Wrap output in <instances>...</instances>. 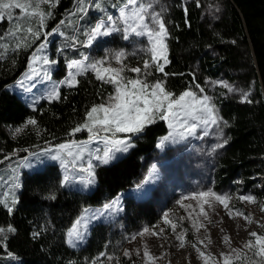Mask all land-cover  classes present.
<instances>
[{
    "label": "trees",
    "instance_id": "obj_1",
    "mask_svg": "<svg viewBox=\"0 0 264 264\" xmlns=\"http://www.w3.org/2000/svg\"><path fill=\"white\" fill-rule=\"evenodd\" d=\"M111 2L120 8L125 0H105V10L90 8L82 18L80 13L72 14L76 0H58L55 7L43 6L51 16L42 31L51 32L57 27L64 31V35L56 37L63 39L60 48L64 50L53 77L65 78L67 63L81 59L82 54L100 56L103 48L125 50L129 46L116 32L91 48L65 47L74 36L84 40V32L96 21L106 20L110 13L105 6ZM154 8L161 13L170 34L166 40L170 63L165 65L170 75L154 72L149 80L164 79L166 87L177 95L190 87L198 91L196 84L209 90L213 83L224 82L235 89L229 92L215 84L219 112L227 121V127H223L227 144L213 156L215 188L231 193L241 188L243 194L263 198L264 0H154ZM14 15L18 16L19 10ZM17 22H0V45L6 46L0 47V170L30 153L67 141H89L87 131L70 135L71 129L83 122L91 105L113 92L112 85L98 81L89 71L78 76L77 86L60 84L58 100L44 96L31 104L25 102L7 86L27 69L31 55L49 36L17 49V37L8 35ZM245 94L250 103L244 102ZM29 119H35L37 124L28 125ZM168 131L165 121H157L138 138L132 137L135 147L129 152L108 165L96 163V185L90 191L62 186L63 175L55 162L24 172L14 211L9 213L0 204V227L16 229L7 234V247H0V264H91L97 257L104 258L101 253L117 261L131 237L145 226L156 224L165 210L158 185L157 191L152 185L144 196L133 194L131 189L156 161L159 138ZM120 194H124L123 213L114 220L94 223L87 241L79 248L70 247L67 231L82 210L104 205ZM8 252L16 258H9ZM120 263L128 261L122 256Z\"/></svg>",
    "mask_w": 264,
    "mask_h": 264
},
{
    "label": "snow or ice",
    "instance_id": "obj_2",
    "mask_svg": "<svg viewBox=\"0 0 264 264\" xmlns=\"http://www.w3.org/2000/svg\"><path fill=\"white\" fill-rule=\"evenodd\" d=\"M57 3L58 0H0V22L5 19L18 21L15 23L14 29L8 33L9 36L17 37L15 44L17 49L30 47L41 36L47 37L59 32V27L53 28L51 32L42 31L46 27V20L51 16V12L46 11L43 6L55 7ZM93 7L103 10L100 2L92 3L89 0H76V10L72 14L80 13L82 18ZM152 7V4L142 3L141 0H125L119 13L123 27H118L113 17L108 15L106 20H99L84 32V40L74 36L71 38V43L65 45V47L72 48L77 45L91 48L101 38L109 37L116 32L122 33V39L124 40H129L135 36L146 37L148 41V46L144 50L147 58L141 57L142 64L140 66L130 67L127 65L125 61L128 54L123 50L95 59H90L89 56L82 54L81 59H73L68 62V77L62 83L67 84L70 88L77 86L79 84L77 77L90 71L98 81L112 85L113 92L102 97L101 102L91 105L85 112L83 122L71 129L70 135L87 131L90 134L89 141H71L59 144L56 147L60 151L55 154H52L51 148L43 150L45 154L50 155L51 159L59 160L66 170L62 179V186H68L75 182H79L85 187L94 184L97 165L93 161H98L103 165L110 164L117 159V153H127L135 147L132 142L133 136L138 138L157 121H165L169 129L167 135L159 138L157 147L160 149H164L167 143L177 144L188 137L195 136L198 129H203L204 135H208L210 127H217L221 129L219 135L223 136L222 128L227 127V121L220 116L213 98L206 94L201 95L204 93V88L200 87L199 84L195 85V88L199 90L198 92L190 87L177 95L166 87L164 79L149 80L154 72L161 73L164 77L170 75V73L165 72V65L170 63L166 43L170 34L161 13L151 12ZM15 10H19L18 16L14 15ZM61 23L64 22L61 21ZM59 34L64 35L62 32H59ZM2 38L0 37V39ZM0 47L6 46L0 45ZM46 47L47 40L39 45L37 52H43ZM63 50V48L58 49L59 52H63ZM37 61L44 66H48L43 69V74L45 79L51 80L49 68L55 65L57 61L50 59L47 55L34 54L32 64ZM32 64L29 67L32 74L35 75L36 69L32 67ZM129 73H134L135 76H131ZM219 83L229 92L235 91L229 84ZM48 99H60L59 87L55 82ZM244 102H251L248 100L247 94L244 95ZM27 124L35 126L37 121L29 119ZM18 131H22V129ZM118 134L126 135L124 138H120ZM91 141L102 142L103 148H96L94 152H89L88 143ZM225 143H227V140L224 143L217 144L216 147L221 148ZM23 151L27 152L28 149H23ZM61 153H66V156L70 159H64ZM85 153H88L89 158L86 163H83ZM30 155L38 154L30 153ZM69 169L72 170V174H69ZM77 172L86 175H76ZM157 174L158 169L154 164L148 173V179L142 183H148L157 178ZM16 187H19V184ZM136 187L141 188L142 184H138ZM184 199L198 202L199 212L197 216L193 217L192 212H189V217L193 220L192 227L197 233L200 232L201 228H207L203 221L212 222L205 206L213 208L215 203L223 205L230 218L243 217L247 222H252L251 216L238 209H230L231 197L229 196L209 190L193 193L191 196L184 197ZM239 199L242 202L256 203V199L252 195H242ZM17 202V198L14 196L10 200L7 197L0 200V204L9 213L14 211ZM181 206L185 209L192 208L191 204L185 205L183 202H181ZM89 211V209L84 208L82 214L69 229L67 235L70 244L74 240L84 239L90 221L100 219L105 212L111 214L123 211V207L120 197H117L105 204L103 211L93 212L91 216ZM261 211L264 212V205L261 206ZM199 217H203V220L198 223ZM164 223L169 225L175 233V239L180 242L179 246L181 248L185 247L187 229L177 232L178 223L173 222L167 212L164 213ZM15 231L16 229L12 226L0 227V247H7V234L15 233ZM161 232H163V229L160 232H154L149 228H144L138 235L159 236ZM38 235L39 233H34V236ZM249 235L254 239L247 240L243 248H230L229 252L220 253V258L211 253H206L198 247V245L206 247L205 240H198L192 244V247L198 252L203 264H264V235L257 232H251ZM135 239L136 237L133 236L132 240ZM206 239L208 238L206 237ZM230 242L231 238L229 236L223 238V243L230 245ZM123 254L131 259L132 253L130 251L125 250ZM136 255H140L139 249L136 250ZM8 257L11 259L16 258L11 252H8ZM101 257H104L107 261L117 259L107 253H101ZM143 257L145 264H155L160 259V257L152 255L147 246H145ZM91 264H101L100 257L93 260Z\"/></svg>",
    "mask_w": 264,
    "mask_h": 264
},
{
    "label": "rangeland",
    "instance_id": "obj_3",
    "mask_svg": "<svg viewBox=\"0 0 264 264\" xmlns=\"http://www.w3.org/2000/svg\"><path fill=\"white\" fill-rule=\"evenodd\" d=\"M96 2H100L102 4L103 10H105L103 7L105 0H97ZM141 2L152 4L153 7L150 11L157 12L154 8V0H141ZM105 7L106 11L110 13L109 15H111L116 21L117 26L123 27L122 21L119 18L121 7H117L116 2H111V4L109 3V5ZM97 22L98 21H96V23ZM59 32L64 33L62 28H59ZM59 32L49 35V38L46 39L47 47L43 52H37L39 46L36 48L30 57L27 69L19 76L16 81L8 84L7 86L9 90L17 93L28 104L37 102L44 96L48 97L54 86V82L59 87L60 84H63L62 82L68 77L67 74L65 78L59 80L52 76L60 57V52L58 49H60L61 45L64 43L63 39H56L58 35L61 36ZM125 41L129 42V46L125 50L122 49L128 54L125 63L130 67L140 66L142 64L141 57L147 58L144 51L148 46L147 38L133 36L129 40ZM101 51L102 55L100 56L92 54H87V56H89L90 59H95L121 50L103 48ZM133 53H135V55H133ZM34 54L40 56L47 55L50 59H55L57 61L55 65H52L49 68V71L51 72V80L45 79L43 74V69L48 66L42 65L39 61H37L35 64H32V56ZM30 64H32V67L36 69L35 75H33L31 72L29 67ZM129 75L135 76L134 73H129ZM215 84L217 86H221L220 83H213L209 90H204V93L201 95L206 94L211 96L219 110L216 102L218 98V89L215 88ZM220 131V128L210 127L208 135H204L203 129H198L195 136L188 137L186 140L177 144L167 143L164 149L159 148L160 154L156 156V161L152 163V165L155 164L157 166V178L149 181L148 183H142L148 179V173L151 169V165L146 172L144 179L139 183L142 184V187H134L131 189V191H133V194L135 195L144 196L146 195L145 190L149 192L152 185L154 189H156L155 191H157L156 187L159 186L161 188V192L159 194L162 196V199L165 202V210L163 215L156 224L152 226H145L144 228H149L154 232H160L161 229H163V232H161L159 236L149 234L140 236L138 234L142 232L144 228L141 229L134 235L136 237L135 240H132V236L127 242L125 247L122 249L117 261H107L105 258H100L101 264H121L120 259L122 256H124L123 253L125 250H128L132 253L131 259L124 256L127 259L128 264H145V259L143 257L145 246H147L148 251L152 255L160 257V259H158L155 264H203V261L199 258L198 252L192 247V244L196 243L198 240H205L206 245V247L204 245H198V247H200L206 253H211L220 258V253H227L230 251V248H243V245L247 242V240L254 239L253 237H250L249 233L257 232L258 234L264 235V226H262L264 225V212L261 211V206L264 205V197L258 198L254 196L256 203L242 202L239 199L240 196L251 194H243L241 188H237L235 193H231L230 190L220 192L215 188L216 181L214 178V168L212 163L213 156L220 149L217 148L216 145L224 143L226 140L224 135L222 137L219 135ZM226 144L227 143H225L224 146ZM97 146L101 149L103 148V145L100 143L88 144L89 152H94V149L97 148ZM59 151L60 150L55 147L52 150V154H55ZM37 154L38 155H29V157L26 159H19L0 170V200H2V197H4V199L7 197L10 200L14 196L18 201V193L22 188L23 173L39 170L46 162L58 163L62 175H65L66 170L62 167L59 160L51 159L50 155L45 154L44 152ZM124 154L126 153H117V158L123 156ZM61 155L64 159H70L66 156V153H61ZM88 158V153H85L83 163H86ZM42 162L44 163L38 166ZM93 163L96 164L99 162L93 161ZM68 172L69 174H72L71 169H69ZM77 174L83 173L77 172L76 175ZM17 184H19V187H16ZM95 185L96 178L95 183L87 187L80 184L79 182H75L64 187L68 189L90 191L95 187ZM209 190L214 191L217 194H223L231 197L229 205L230 209H238L246 215L251 216L252 222H247L243 217L230 218L228 211L224 209L223 205L215 203L213 208L205 206V210L208 212L209 219L212 222L208 223V221H203L207 225V228H201L200 232L197 233L192 227L193 220L191 217H189V212H192L193 217L197 216V213L199 212L198 202L195 200H185L184 197L191 196L196 192ZM123 195L124 194H120V196L117 197H120L124 211L122 199ZM181 202H183L185 205L191 204L192 208L185 209L181 206ZM104 205L89 206L86 208L90 210L89 215L91 216L93 212L103 211ZM123 211L111 214L105 212V214L101 216L100 219L90 221L88 231L85 233L83 240H74L73 243L70 244L68 242L69 237L67 235L68 245L72 248L81 247L87 241L89 230L94 223L99 221L114 220L119 215H121ZM165 212L169 213V218L173 222L178 223V228L176 230L177 232L187 229L185 247L181 248L179 246L180 242L175 239V233H173L169 225L164 223ZM202 220L203 217H199L197 222L199 223ZM225 236H229L231 238L230 245L223 243V238ZM206 237L208 239H206ZM137 249L140 250L139 256L136 255Z\"/></svg>",
    "mask_w": 264,
    "mask_h": 264
},
{
    "label": "crops",
    "instance_id": "obj_4",
    "mask_svg": "<svg viewBox=\"0 0 264 264\" xmlns=\"http://www.w3.org/2000/svg\"><path fill=\"white\" fill-rule=\"evenodd\" d=\"M34 103V102H33ZM81 142H85V141H81ZM91 143H93V144H97L96 142H93V141H91V142H89L88 144H91ZM55 147H53V148H51L52 150L54 149ZM97 148H98V146H97ZM96 149V148H95ZM94 149V150H95ZM44 150V149H43ZM43 150H40V151H37V152H34V153H43ZM30 155V154H29ZM29 155L28 156H26L25 158H27V157H29ZM24 159V158H23ZM44 162H42L41 164H39L38 166H40V165H42ZM77 175H83V174H77ZM120 196V195H119Z\"/></svg>",
    "mask_w": 264,
    "mask_h": 264
},
{
    "label": "built area",
    "instance_id": "obj_5",
    "mask_svg": "<svg viewBox=\"0 0 264 264\" xmlns=\"http://www.w3.org/2000/svg\"><path fill=\"white\" fill-rule=\"evenodd\" d=\"M120 138H124V137H120ZM93 142L100 143L101 145H103L102 142H100V141H93Z\"/></svg>",
    "mask_w": 264,
    "mask_h": 264
}]
</instances>
